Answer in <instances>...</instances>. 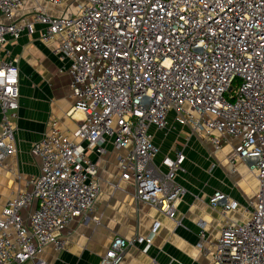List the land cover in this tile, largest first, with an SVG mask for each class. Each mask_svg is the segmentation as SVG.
<instances>
[{"label": "built area", "instance_id": "2783aa9c", "mask_svg": "<svg viewBox=\"0 0 264 264\" xmlns=\"http://www.w3.org/2000/svg\"><path fill=\"white\" fill-rule=\"evenodd\" d=\"M24 31L52 47L70 76L69 114L83 118L72 136L52 119L32 145L41 172L0 213V264H47V247H66L74 219L96 209L110 146L135 201L175 219L186 154L173 147L158 161L151 128L178 126L214 152L228 145L231 173L244 163L258 181L251 217L223 226L212 264H264V0H0V161L18 153L19 61L7 45ZM209 203L223 215L239 207L220 190ZM159 228L145 239L115 235L99 264H122ZM205 242L203 233L198 248Z\"/></svg>", "mask_w": 264, "mask_h": 264}, {"label": "crops", "instance_id": "0c3cea01", "mask_svg": "<svg viewBox=\"0 0 264 264\" xmlns=\"http://www.w3.org/2000/svg\"><path fill=\"white\" fill-rule=\"evenodd\" d=\"M7 49L19 61L20 108L16 131L18 153L0 161V213L17 191L26 188L32 177L40 175L42 161L33 153L32 145L48 133L51 120H58L60 128L72 136L83 118L80 112L69 114L75 102L69 87L70 76L61 71L60 59L51 46L40 40L39 32L30 35L24 31ZM2 116L0 107V134ZM151 132L162 151L158 161L163 152L172 153L177 143L186 154L184 171L177 178L186 190L177 217L171 219L156 207L135 201L133 184L120 179L119 152L110 146L100 158L101 192L95 211L86 218L74 219L73 235L64 249L57 251L52 246L45 249L41 257L47 264H99L115 235L130 240L145 239L151 235L155 222L160 223V228L153 235L151 245L146 240L136 241L122 264H212L213 244L223 226L248 219V215L232 212L223 215L209 203L214 192L220 190L238 203L243 197L249 198L252 205L258 189L256 177L249 188L245 186V172H251L244 163L238 165V175L224 166L231 151L228 145L221 152H211L181 126L169 133L152 127ZM236 189L243 196H236ZM95 216L100 217L99 223L93 219ZM203 233L207 251L198 248Z\"/></svg>", "mask_w": 264, "mask_h": 264}, {"label": "rangeland", "instance_id": "374dc122", "mask_svg": "<svg viewBox=\"0 0 264 264\" xmlns=\"http://www.w3.org/2000/svg\"><path fill=\"white\" fill-rule=\"evenodd\" d=\"M68 5L67 4H65V5H62V6H60V7H58V8H54V7H50L49 8V11H50V13L51 14H53V15H60V14H62L64 11H65V9H66V7H67ZM197 138H199L200 139V141L203 143V145L206 147V149L207 150H210L211 152H212V148L210 147V146H208V144H206L204 141H202V139L200 138V137H198V136H196ZM175 145H177V147H181V146H179V144L177 143V144H175ZM223 150V149H222ZM221 150V151H222ZM221 151H219V152H221ZM163 154H167L166 152H163ZM118 156V155H117ZM228 156V155H227ZM115 159H116V157H115ZM223 165H224V163H223ZM225 167L227 166L228 167V165L225 163V165H224ZM223 166V167H224ZM230 169V168H229ZM117 170H118V167H117ZM107 171H109L108 169H107ZM226 171L228 172V170L226 169ZM244 170L243 169H241V172H243ZM245 172V171H244ZM243 172V173H244ZM238 174H239V172H238ZM237 174V175H238ZM245 174H246V179H245V186L247 185L248 186V188L252 185L251 183H252V181H253V179L255 178V176H254V174L253 173H246L245 172ZM230 182L232 183V185H234V182L232 181V180H230ZM235 187H237L236 185H234ZM246 186V187H247ZM236 191H237V193L235 194L236 196H238V195H240V196H243L242 194H241V191L240 190H238V189H236ZM254 199H252L251 201H253ZM230 212H232V214L233 213H237V214H242V215H248V219L251 217V215H252V205H251V203H250V200H249V198H241L240 199V201H239V207H238V209L237 210H232V211H230ZM247 219V220H248Z\"/></svg>", "mask_w": 264, "mask_h": 264}]
</instances>
